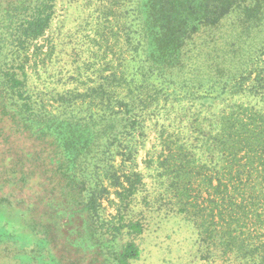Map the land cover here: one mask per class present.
Returning <instances> with one entry per match:
<instances>
[{
    "label": "rangeland",
    "instance_id": "rangeland-1",
    "mask_svg": "<svg viewBox=\"0 0 264 264\" xmlns=\"http://www.w3.org/2000/svg\"><path fill=\"white\" fill-rule=\"evenodd\" d=\"M51 3L19 52L39 120L0 112V264H121L129 242L127 264H259L257 160L228 149L220 90L175 60L182 28L186 56L208 57L202 24L161 0ZM148 55L169 73L149 78ZM126 95L140 117L127 120Z\"/></svg>",
    "mask_w": 264,
    "mask_h": 264
},
{
    "label": "trees",
    "instance_id": "trees-1",
    "mask_svg": "<svg viewBox=\"0 0 264 264\" xmlns=\"http://www.w3.org/2000/svg\"><path fill=\"white\" fill-rule=\"evenodd\" d=\"M161 1L164 8L178 15L182 25L183 16L194 15V22L202 24L206 39H211V44L205 45L208 57L202 49L197 59H191L186 56V41L191 36L184 28L179 29L174 41L179 51L175 60L180 64L182 75H189L201 87L208 85L210 89L220 90L211 98H221L228 104L212 116L223 125L228 144L233 143L228 149L231 151L243 144L240 150L254 154L257 160L254 187L257 197L253 213L257 219L255 249L259 264H264V0ZM211 4L215 12L205 10L198 15L196 6L209 8ZM53 6L51 0H0V112L18 124L24 123L26 116L29 120H39L38 114L29 113L34 112L36 101L30 95L27 72L19 52L26 49L29 39L43 35L50 24ZM202 55L203 58H198ZM162 63L148 55L145 73L149 78L155 76V72L157 76L169 73ZM241 95L257 97L263 106L234 101ZM125 99L132 98L116 97L118 103ZM124 104L131 113L127 120L141 116L136 112L132 114L136 102ZM94 202L95 199L90 198L87 210L95 209ZM138 255L137 245L129 242L120 255V263L127 264L128 259Z\"/></svg>",
    "mask_w": 264,
    "mask_h": 264
}]
</instances>
